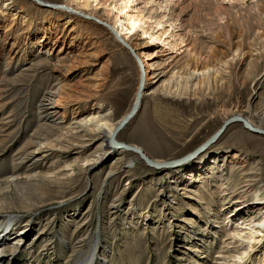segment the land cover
<instances>
[{
	"label": "rangeland",
	"instance_id": "rangeland-1",
	"mask_svg": "<svg viewBox=\"0 0 264 264\" xmlns=\"http://www.w3.org/2000/svg\"><path fill=\"white\" fill-rule=\"evenodd\" d=\"M84 1L0 0V229L14 218L0 264H83L94 247L90 264H222L240 247L226 223L264 213L254 199L264 197V134L226 125L206 149L214 166L201 154L155 169L130 151L106 153L84 121H118L139 68L105 25L76 12L120 29V0ZM132 1L144 19L127 39L137 54L155 50L158 76L117 140L163 162L227 116L260 125L264 0ZM143 28L156 36L149 45ZM50 87L65 100L57 128L38 115ZM250 264H264V242Z\"/></svg>",
	"mask_w": 264,
	"mask_h": 264
},
{
	"label": "bare ground",
	"instance_id": "bare-ground-1",
	"mask_svg": "<svg viewBox=\"0 0 264 264\" xmlns=\"http://www.w3.org/2000/svg\"><path fill=\"white\" fill-rule=\"evenodd\" d=\"M87 2L88 1L85 0L84 4H86ZM132 2H133L132 0H120V2L117 4V6H114V8L119 13V14H117L116 18L119 19L120 29L117 28V26H115V25H113V27L118 30V35L126 43H128L130 46H132L134 48V45L132 43H130V41L127 39V35L129 33H131L133 30H135L137 27H139V28L142 27L141 24H142V21L144 19V14L138 10H134V8L131 4ZM120 12L122 13L121 17H120ZM79 15H81V14H79ZM89 15L93 16L94 18L89 17ZM89 15H87V16L81 15V16H83L85 18L95 19L96 21L99 19L101 21L100 22L97 21V22L105 25L104 23H102L105 21L102 20L101 18H98L97 16L90 14V13H89ZM105 26L107 27V25H105ZM107 28L111 31V29L109 27H107ZM142 32L148 33L149 39H150V42H145L144 45H149L153 41H155L156 36L150 34L148 32V30L146 31L143 28ZM154 52H155V50H153V52L141 51L138 54V57L142 63V68H143V85H145V83H147L150 78L153 79V78L158 76V74H155L156 71L153 72V70H152L154 62L152 61L151 58H152V55ZM144 90L145 89L143 88L142 94L145 93ZM61 91L62 90L59 87H50V88H47L40 96V99L38 101V106H37L38 115H39V119L41 120L43 126H45V127H47L48 125H51V126H54L57 128V127H60V123H62L63 117L59 113L58 108L62 107L63 110H65V100L63 99V97L61 95L62 94ZM142 94H141V96H142ZM238 116L245 118L244 116H241V115H238ZM259 116H260V125H255L249 119H246V118L245 119L252 126H254L256 128H260V129L262 128V130H263L264 129V127H263V124H264V108L259 111ZM128 121H126V123L122 127H124L128 123ZM86 122L88 124L92 123L93 124V130L102 135V140H101L102 146L105 147L106 153H110L109 150L113 149L114 151L112 153L115 154L114 153L115 150L120 149V151H118V154L121 153L123 150L130 151V152L137 154V152L133 151L132 149H128V148H125L123 146H114L108 142L109 133L112 130V128L114 127V125L117 123V121L114 123L108 122L107 120L101 121L100 117L98 115H95V116L90 117L87 121H84V123H86ZM232 122H240V121L234 120V121L229 122L228 124H230ZM122 127L120 129H122ZM245 128L249 129L251 131L257 132V133L264 134V132H261V131L252 130V129L247 128V127H245ZM118 131L114 135V138L116 140H117L116 135H117ZM222 131H220L214 137V139H212L211 141H208L207 143H203L202 145H200L197 148V150L195 149L194 151H192V152H190V153H188V154H186L180 158H176L177 160L173 159V161L174 160H176V161H174V163H172V165L171 164L170 165H161V166L155 167L153 165L146 163L138 154L137 155L139 156V158L141 160H143V162L146 165H148L152 168H155V169L156 168H171V167L173 168V167L179 166V165L183 164L184 162H187L190 159L198 156L199 154H201L200 158H199L201 160L200 164L205 165L206 163H209V164H212L214 166L219 159V155L218 154H210L206 151V149L208 148L210 143L214 142L217 139L218 135H220V133ZM142 151H143V149H142ZM112 153H110V154H112ZM144 154L147 157H149L145 152H144ZM27 156L34 158L36 156L35 151H33V150L30 151ZM150 159L155 161L152 158H150ZM155 162H160V161H155ZM254 199L256 201H259V200H264V197H259L258 193H255ZM261 203H263V202H261ZM238 210H239V206L236 207L235 211L237 212ZM13 221H14V218L9 216L6 226H4L3 229H0V255H2V253L4 252V243L8 239V235H9L8 232L11 229V225H13ZM230 221H231L230 224L226 223V225L228 226L227 229L229 230V233L231 234V238H236V240H238L240 242V247L236 248L233 252H230L229 255L222 254L219 259H221L220 261H222V264L228 263L230 261L229 260L230 257L232 258L230 264H250V262L252 260V256L256 253V249H258V245H260L261 242H264V213H261L260 215H254V216L250 215L244 219L240 218L235 222H232V220H230ZM14 246L15 245L11 246L12 250L15 249ZM94 251H95V247L93 248L91 254H89V258H87L86 260L83 261V264H90V262L92 261V259L94 257V254H93Z\"/></svg>",
	"mask_w": 264,
	"mask_h": 264
},
{
	"label": "water",
	"instance_id": "water-1",
	"mask_svg": "<svg viewBox=\"0 0 264 264\" xmlns=\"http://www.w3.org/2000/svg\"><path fill=\"white\" fill-rule=\"evenodd\" d=\"M77 13L81 14V15H86V14H82L80 11H76ZM87 16V15H86ZM92 18V16H89ZM100 22V20H97ZM104 23V22H102ZM105 25H107V27H109L111 29V31L114 33L115 37L117 40H119L121 42V45L123 47H125L127 49V51L129 52V54L131 55V57L134 59V61L137 63L138 65V80H137V85L134 91V97L130 103L129 108L127 109V111L125 112V114L117 121V123L114 125V127L112 128V130L109 133L108 136V142L111 143L114 146H123L125 148L128 149H132L133 151H136L137 154L148 164L153 165L155 167L161 166V165H172V163H174V160H166L163 162H155L153 160H151L149 157H147L144 152L142 151V149L140 147H136L134 145L128 144L126 142L123 141H118L114 138L115 133L126 123V121H128L130 119V117L136 112V110L139 107L140 104V100H141V94H142V90L144 88L143 85V68H142V63L138 57V54L136 53V50L130 46L128 43H126L119 35L118 33L114 30V28H112L110 26L109 23L105 22ZM234 120H238L240 121L243 126L250 128L252 130H256V131H261L264 132V130L260 129V128H256L254 126H252L245 118L240 117L238 115H230L227 116L219 125L218 127L214 130V132L212 134H210L208 136V138L205 140L204 143H207L208 141H211L212 139H214V137L224 129V127L231 121ZM197 150V149H196ZM194 151V150H193Z\"/></svg>",
	"mask_w": 264,
	"mask_h": 264
}]
</instances>
